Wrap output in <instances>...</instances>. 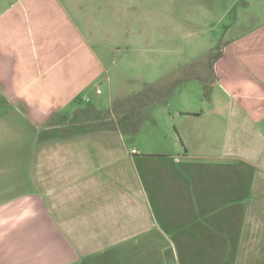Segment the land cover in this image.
Returning <instances> with one entry per match:
<instances>
[{
  "label": "crops",
  "instance_id": "0c3cea01",
  "mask_svg": "<svg viewBox=\"0 0 264 264\" xmlns=\"http://www.w3.org/2000/svg\"><path fill=\"white\" fill-rule=\"evenodd\" d=\"M110 1L0 0V264H264V0L217 52L246 89L222 148L190 154L176 134L174 157L139 153L109 97L101 111L89 12L114 18Z\"/></svg>",
  "mask_w": 264,
  "mask_h": 264
},
{
  "label": "rangeland",
  "instance_id": "374dc122",
  "mask_svg": "<svg viewBox=\"0 0 264 264\" xmlns=\"http://www.w3.org/2000/svg\"><path fill=\"white\" fill-rule=\"evenodd\" d=\"M115 1L119 9L114 18L107 9L94 17L89 12V32L101 43L98 49L106 62L107 81L102 80L98 86L103 93L99 99L101 111L109 110V97L113 109L127 112L128 119L135 116L137 121L129 119L137 128L131 143L143 156L159 151H167L172 157L181 155L183 149L176 134L190 154L209 152V148L219 151L225 140L230 99L235 94L243 95L246 89L233 91L236 77L228 79L224 71L227 68L233 72L231 65L226 66L230 52L220 57L217 52L248 28L251 10H243L247 1ZM110 2L105 0V4ZM218 57L221 61L214 64ZM161 89L164 94L169 92L163 105L146 106L148 96H161L157 93ZM89 96L94 97V90ZM259 108L264 109L262 105ZM193 114L199 118L185 116ZM125 123L124 119L120 125ZM208 143L214 147H208ZM168 254L173 261L175 258Z\"/></svg>",
  "mask_w": 264,
  "mask_h": 264
},
{
  "label": "built area",
  "instance_id": "2783aa9c",
  "mask_svg": "<svg viewBox=\"0 0 264 264\" xmlns=\"http://www.w3.org/2000/svg\"><path fill=\"white\" fill-rule=\"evenodd\" d=\"M96 94H100V90L99 89L96 90ZM132 153H134V151H132Z\"/></svg>",
  "mask_w": 264,
  "mask_h": 264
}]
</instances>
